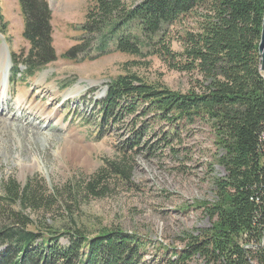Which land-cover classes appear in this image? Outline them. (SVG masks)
<instances>
[{
	"label": "trees",
	"instance_id": "trees-1",
	"mask_svg": "<svg viewBox=\"0 0 264 264\" xmlns=\"http://www.w3.org/2000/svg\"><path fill=\"white\" fill-rule=\"evenodd\" d=\"M18 1L29 48L11 55L14 74L25 80L56 61L57 52L49 0ZM263 19L264 0H93L82 36L67 52L77 58L95 45L106 54L113 45L115 51L139 58L157 55L172 69L197 75L198 85L188 93L135 73L119 75L99 102L106 124L123 113L170 124L201 120L213 130L223 152L218 163L227 176L215 181L217 200L205 206L211 227L202 236L186 237L184 261L199 255L206 264H264ZM185 21L194 27L177 36L183 50L175 52L169 29ZM0 32L7 33L1 8ZM144 133L137 131L138 139ZM132 144L139 147L137 140ZM109 166L130 181L133 169L126 157ZM104 175L89 184L95 197L103 195ZM35 202L30 185L21 189L15 180L6 183L0 196V264L138 263L143 244L137 237L122 231L90 237L80 229L41 230L25 211ZM62 237L66 246L60 245Z\"/></svg>",
	"mask_w": 264,
	"mask_h": 264
},
{
	"label": "rangeland",
	"instance_id": "rangeland-1",
	"mask_svg": "<svg viewBox=\"0 0 264 264\" xmlns=\"http://www.w3.org/2000/svg\"><path fill=\"white\" fill-rule=\"evenodd\" d=\"M49 3L57 59L25 80L14 74L12 62L10 95L0 107V196L9 180L21 189L30 185L36 202L25 211L41 230L135 236L143 244L136 264H206L199 255L187 261L180 256L188 235L202 236L211 227L205 206L217 200L215 181L227 176L218 163L223 152L213 130L201 120L170 124L123 113L106 124L99 103L119 75L135 73L180 93L198 85L197 75L176 71L157 55L139 58L117 52L113 45L106 54L94 45L86 53L92 59L86 54L69 57L93 0ZM0 8L7 25L1 41L13 61L11 53L29 48L25 18L18 0H0ZM193 27L185 21L169 29L175 52L183 50L177 36ZM77 91L81 93L72 96ZM23 94L27 101L20 107ZM140 129L146 133L138 139ZM136 140L139 147L132 144ZM73 149L78 153L71 159L65 152ZM125 157L133 169L130 181L109 166ZM102 172L103 195L95 197L89 184ZM67 244L62 237L60 245Z\"/></svg>",
	"mask_w": 264,
	"mask_h": 264
},
{
	"label": "bare ground",
	"instance_id": "bare-ground-1",
	"mask_svg": "<svg viewBox=\"0 0 264 264\" xmlns=\"http://www.w3.org/2000/svg\"><path fill=\"white\" fill-rule=\"evenodd\" d=\"M2 37L0 35V107L3 109L5 107V102L10 95V87H9V74L12 69V61L11 56L9 54V50L7 44L2 43ZM81 93V91L71 93L72 96H77ZM27 94H23L18 99V106L23 107L27 101ZM0 108V109H1ZM49 116V115H48ZM49 119V117H47ZM52 118V117H51ZM78 152L76 150H67L65 155L69 158H75ZM32 168V166H31Z\"/></svg>",
	"mask_w": 264,
	"mask_h": 264
},
{
	"label": "water",
	"instance_id": "water-1",
	"mask_svg": "<svg viewBox=\"0 0 264 264\" xmlns=\"http://www.w3.org/2000/svg\"><path fill=\"white\" fill-rule=\"evenodd\" d=\"M259 54L261 57L262 70H264V19H263L261 41H260V45H259Z\"/></svg>",
	"mask_w": 264,
	"mask_h": 264
},
{
	"label": "built area",
	"instance_id": "built-area-1",
	"mask_svg": "<svg viewBox=\"0 0 264 264\" xmlns=\"http://www.w3.org/2000/svg\"><path fill=\"white\" fill-rule=\"evenodd\" d=\"M261 72H262L263 77H264V70H262V64H261Z\"/></svg>",
	"mask_w": 264,
	"mask_h": 264
}]
</instances>
